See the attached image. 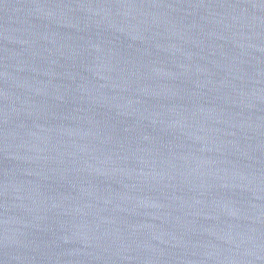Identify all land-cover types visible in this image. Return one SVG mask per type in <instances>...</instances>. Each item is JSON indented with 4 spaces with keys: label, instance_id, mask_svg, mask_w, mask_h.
Returning <instances> with one entry per match:
<instances>
[{
    "label": "water",
    "instance_id": "95a60500",
    "mask_svg": "<svg viewBox=\"0 0 264 264\" xmlns=\"http://www.w3.org/2000/svg\"><path fill=\"white\" fill-rule=\"evenodd\" d=\"M0 264H264V0H0Z\"/></svg>",
    "mask_w": 264,
    "mask_h": 264
}]
</instances>
